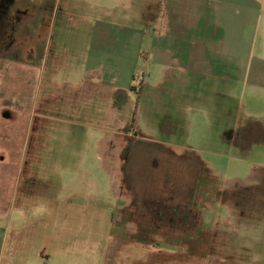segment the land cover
I'll use <instances>...</instances> for the list:
<instances>
[{
  "label": "rangeland",
  "instance_id": "obj_1",
  "mask_svg": "<svg viewBox=\"0 0 264 264\" xmlns=\"http://www.w3.org/2000/svg\"><path fill=\"white\" fill-rule=\"evenodd\" d=\"M181 1L10 0L0 264H264V0ZM202 18L225 79L173 66Z\"/></svg>",
  "mask_w": 264,
  "mask_h": 264
},
{
  "label": "crops",
  "instance_id": "obj_2",
  "mask_svg": "<svg viewBox=\"0 0 264 264\" xmlns=\"http://www.w3.org/2000/svg\"><path fill=\"white\" fill-rule=\"evenodd\" d=\"M208 2L209 0H204ZM173 7L179 9H186L187 1L171 0ZM209 22L206 19H201L199 23H189L182 21L178 27L177 21L169 23L168 29L171 31V52H175L173 58V66L180 71H190L199 73L211 78H223L231 74V69H226L218 57L213 52L220 51V42L222 40V33L213 30L212 36L206 35V26ZM167 26V24H166ZM190 29L198 32L201 36L191 37L190 39L185 35L178 33L183 30ZM160 52H163L160 48Z\"/></svg>",
  "mask_w": 264,
  "mask_h": 264
},
{
  "label": "flooded vegetation",
  "instance_id": "obj_3",
  "mask_svg": "<svg viewBox=\"0 0 264 264\" xmlns=\"http://www.w3.org/2000/svg\"><path fill=\"white\" fill-rule=\"evenodd\" d=\"M10 6V0H0V52L14 40L16 15ZM227 139H233L230 133L227 134ZM173 209L176 212V208ZM185 219L188 220L186 217Z\"/></svg>",
  "mask_w": 264,
  "mask_h": 264
},
{
  "label": "trees",
  "instance_id": "obj_4",
  "mask_svg": "<svg viewBox=\"0 0 264 264\" xmlns=\"http://www.w3.org/2000/svg\"><path fill=\"white\" fill-rule=\"evenodd\" d=\"M180 163H181V162L175 161L176 167H178V169H179V168H180V169H181V168H185L186 164H180ZM184 165H185V166H184ZM183 166H184V167H183ZM199 181H200V180H199ZM187 189H189L188 185H187L186 187H183V188L180 189V190L177 189V191L175 192V191H174V190H175V184H173V185L171 186L170 191H169V192H165V193H163L161 197H163V200H164V201L169 200L170 202H172V201H175V199H176V197H177V195H178V192L181 193L182 191H185V190H187ZM146 193H148V194L144 196L145 199L147 200L146 197L149 196L150 198H152V200H150V199L147 200V204H148L149 207L147 208V205L143 207V210L141 211V213L144 212V214H143L142 217H145V216L148 214L147 211H148V210L150 211V206H154L155 208H156L157 206H159V208H161L162 210H163V209L166 210V209H165V208H166L165 205H167V204H165L164 201L161 200V197H159V199H158L157 201H155V199L153 198L152 194H150V191H149V190H148ZM151 196H152V197H151ZM168 197H169V199H167ZM161 201L163 202L164 206H162L163 204H162ZM152 204H154V205H152ZM172 206H173V205H172ZM145 209H146V210H145ZM175 211H178V209H175ZM173 212H174V209H173ZM155 213H156V212H155ZM160 214H161V213H159V214L157 213V216H156V219H157L156 224H159V223H160V220H161ZM145 220H146V219H145ZM156 227L159 228V226H157V225H156Z\"/></svg>",
  "mask_w": 264,
  "mask_h": 264
}]
</instances>
